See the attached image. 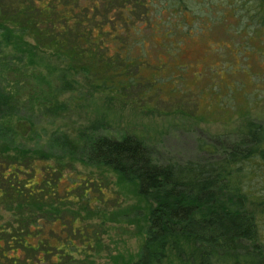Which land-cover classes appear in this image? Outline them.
Here are the masks:
<instances>
[{"label": "rangeland", "instance_id": "rangeland-1", "mask_svg": "<svg viewBox=\"0 0 264 264\" xmlns=\"http://www.w3.org/2000/svg\"><path fill=\"white\" fill-rule=\"evenodd\" d=\"M146 2V10H136L134 19L132 15L130 30L119 35L130 45L131 66L127 70L120 65L118 71L125 74L111 76L106 82L127 89L108 88L105 94L111 100L105 101L79 73H71L74 89L59 91L57 74L38 79L34 72L30 84L34 91H25L30 100L20 107L19 117L25 123L21 128L29 130L26 146L46 152L52 170L32 181L45 177L50 184H59V199L70 198L56 203L57 216L63 219L51 226L53 234L82 248L69 264L136 261L147 237L152 201L140 194L136 180L69 153L62 143L63 133L75 137L79 130L95 124L105 135L134 134L143 139L160 164L205 162L219 159L231 144L239 143L240 131L248 121H264V27L255 2ZM133 24L142 29L135 32ZM108 42L110 54H114L113 41ZM32 62L27 67L42 74H49L53 66H63L41 50ZM43 89L50 99L43 97ZM44 99L57 108L40 109ZM55 196L47 195L45 201H54ZM28 209L31 206L14 210L7 202L0 203V226L14 223ZM231 263L228 259L225 264ZM171 264L196 263L174 258Z\"/></svg>", "mask_w": 264, "mask_h": 264}, {"label": "trees", "instance_id": "trees-1", "mask_svg": "<svg viewBox=\"0 0 264 264\" xmlns=\"http://www.w3.org/2000/svg\"><path fill=\"white\" fill-rule=\"evenodd\" d=\"M253 1L264 27V0ZM145 2L0 0V203L7 202L14 210L31 206L15 226V222L0 226V264H69L82 249L53 234L51 226L63 219L57 216L56 203L70 198L59 199V184L52 185L45 177L32 181L52 170L46 152L26 146L29 130L21 128L25 123L20 107L30 100L25 91L33 90L34 72L38 79L57 74L59 91L74 89L70 78L79 73L105 101L111 100L105 94L108 88L127 89L106 82L125 74L118 71L120 65L127 70L131 66L130 45L119 35L130 30L136 10L147 9ZM133 28L142 29L138 24ZM108 41H113L114 54ZM40 50L63 66H53L49 74L27 67ZM128 82L133 85L130 77ZM47 92L43 89V97L50 99ZM49 99L39 104L40 109L57 108L45 103ZM240 132L239 143L231 144L219 159L205 162L160 164L143 139L134 134L105 135L95 124L75 137L63 133L62 143L88 163L103 164L136 180L140 194L152 201L146 240L130 264H171L174 258L196 264H225L228 259L231 264H264V121L250 120ZM47 195H56L55 200L45 201Z\"/></svg>", "mask_w": 264, "mask_h": 264}]
</instances>
